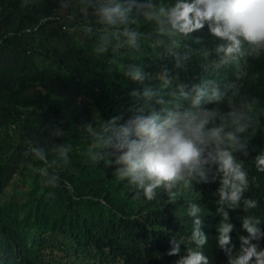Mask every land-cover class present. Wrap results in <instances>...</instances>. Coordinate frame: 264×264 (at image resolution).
<instances>
[{
	"label": "trees",
	"instance_id": "1",
	"mask_svg": "<svg viewBox=\"0 0 264 264\" xmlns=\"http://www.w3.org/2000/svg\"><path fill=\"white\" fill-rule=\"evenodd\" d=\"M133 15L136 22L128 26L141 34L138 48L109 36L108 50L98 53L106 33L114 30L97 22L86 0H0V264H175L179 256L166 254L171 239L181 242L180 255L195 247L194 217L187 214L192 204L202 209L201 231L208 237L202 250L210 264H227L216 243L217 183H181L173 189L174 200L160 189L148 201L115 174L112 161L118 154L99 162L91 158L95 149L85 126L114 116L124 123L144 106L131 93L145 86L173 100L178 84L210 81L227 91L218 105L222 111L231 101L248 113L247 156L238 153L237 159L248 173L244 195L257 207L225 208L236 229L230 233L233 254L245 216L258 218L264 232V172L254 161L264 150V53L248 55L245 46L238 61L221 63L215 49L222 42L207 26L180 38L177 47L153 22ZM176 52L188 57L179 68ZM120 64H136L148 78L133 82ZM165 70L167 86L160 79ZM62 144L71 146L67 164L58 156ZM31 147L44 149L48 163L36 160ZM38 168L58 174V185L46 186L50 176ZM258 243L264 248V238Z\"/></svg>",
	"mask_w": 264,
	"mask_h": 264
},
{
	"label": "clouds",
	"instance_id": "2",
	"mask_svg": "<svg viewBox=\"0 0 264 264\" xmlns=\"http://www.w3.org/2000/svg\"><path fill=\"white\" fill-rule=\"evenodd\" d=\"M86 3L93 9L100 25L106 30H114L106 33L96 48L98 53L108 50L109 36H114L129 49L138 48L141 34L128 26L136 22L133 13L153 22L158 34L169 37L177 47L180 38H187L207 26L209 34L222 42L215 49L217 54H222L221 63L238 61L245 54V46L248 55L259 57L264 53V0H171L170 3L86 0ZM84 11L87 13L88 8ZM86 30L92 31L90 27ZM174 55L177 68L188 58L187 54L179 52ZM120 67L133 82L143 84L148 78L143 68L136 64H120ZM160 79L164 86L171 83L167 70L161 73ZM131 95L142 99L144 106L130 119L121 123L123 117L114 116L98 121L96 127L85 126L95 149L91 158L99 162L105 156L118 154L112 161L117 166L115 174L133 185L137 196L142 193L148 201L155 199L160 189L174 200L173 189L181 183H217V213L221 217L216 229L217 247L227 256V264H264V248L258 243L264 238V232L258 227L261 221L253 215L242 219L244 234L237 236L240 247L233 254L230 233L236 229L225 210H236L241 204L246 212L257 207V201L244 195L249 187L248 173L244 161L237 159L238 153L247 156L248 143L244 134L251 126L248 113L231 101L229 110L222 111L218 105L225 101L227 91L210 81L194 83L190 87L178 84L173 100H165L162 93L151 86H145L142 92L133 91ZM151 101L159 108L153 107ZM144 112L147 115H142ZM28 151L36 160L48 163L44 149L31 147ZM70 151L71 146L67 144L57 149L64 164L68 162ZM254 161L256 169L264 172V150ZM37 171L45 177L50 176L47 169L38 168ZM44 183L56 187L59 175L51 173ZM201 211L192 204L187 213L194 217L190 239L195 247L185 249L180 255L181 242L175 238L170 240L171 249L166 254L179 256L175 264H210L202 250L208 237L201 231Z\"/></svg>",
	"mask_w": 264,
	"mask_h": 264
},
{
	"label": "rangeland",
	"instance_id": "3",
	"mask_svg": "<svg viewBox=\"0 0 264 264\" xmlns=\"http://www.w3.org/2000/svg\"><path fill=\"white\" fill-rule=\"evenodd\" d=\"M171 96H164V98H165V100H172L171 98H170Z\"/></svg>",
	"mask_w": 264,
	"mask_h": 264
}]
</instances>
